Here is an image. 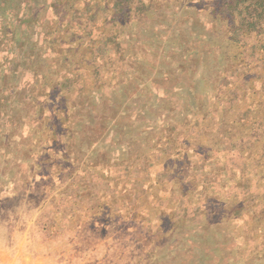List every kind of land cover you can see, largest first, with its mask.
Returning a JSON list of instances; mask_svg holds the SVG:
<instances>
[{
  "label": "rangeland",
  "instance_id": "374dc122",
  "mask_svg": "<svg viewBox=\"0 0 264 264\" xmlns=\"http://www.w3.org/2000/svg\"><path fill=\"white\" fill-rule=\"evenodd\" d=\"M6 1L0 264H264V1Z\"/></svg>",
  "mask_w": 264,
  "mask_h": 264
},
{
  "label": "trees",
  "instance_id": "16d2710c",
  "mask_svg": "<svg viewBox=\"0 0 264 264\" xmlns=\"http://www.w3.org/2000/svg\"><path fill=\"white\" fill-rule=\"evenodd\" d=\"M23 0H7L6 2H8L10 5L12 4H16L14 6V10L18 11V5L17 4H21ZM56 4L54 9L55 12V17H53L54 21L53 23L56 25L57 24V28H60L61 25L67 24V22H69L71 19H73V16L76 15V17L80 18L81 13L79 11H77V6H79L80 4H83V1L81 3L80 0H56ZM92 1V0H90ZM253 1V0H251ZM264 1V0H262ZM31 3H33L34 5H31ZM19 4V5H20ZM36 7V0H27V8L24 10V12H29L30 10L34 9ZM80 9V8H79ZM24 15H29L31 16V13H24ZM52 18V17H51ZM23 19V15L21 16L20 20ZM83 20V18H81ZM81 22V21H80ZM80 22H75V24L78 26L80 24ZM63 27V26H62ZM231 48H234L231 47ZM233 56V57H232ZM232 59L229 60V66H223V69L226 71L231 69V76H235L237 78H241V76H245L247 73L250 74L249 78L250 81H252L254 84H256L257 82H260V74L255 70V67L253 66L254 61L257 60V58H255V56L253 58H248L246 57L243 53H241V46H236L234 49V52L232 53ZM259 60V59H258ZM248 67L247 70H244L243 67ZM229 89L225 87L223 88H218V95H222L224 96L225 93L228 91ZM254 92V96L257 97L258 96V92L256 89L253 90ZM243 93H245V90H243ZM239 96V94L235 93L234 95L231 96L232 99H236ZM257 99H253V101H256ZM217 101V107H221V106H225V101L223 100H216ZM233 102V101H232ZM261 103H263V100H261ZM229 104V103H228ZM216 110L218 111V109L216 108ZM245 128V122L244 119L242 118L240 121V131L244 130ZM242 129V130H241ZM233 146H237L236 143H233ZM239 196V195H238Z\"/></svg>",
  "mask_w": 264,
  "mask_h": 264
}]
</instances>
